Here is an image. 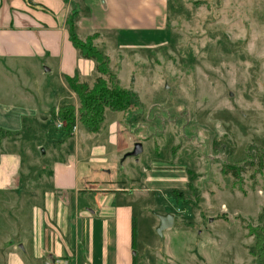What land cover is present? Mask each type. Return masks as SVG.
<instances>
[{"label": "crops", "instance_id": "crops-1", "mask_svg": "<svg viewBox=\"0 0 264 264\" xmlns=\"http://www.w3.org/2000/svg\"><path fill=\"white\" fill-rule=\"evenodd\" d=\"M168 4L0 0V264H168L161 256L155 263L139 257L138 214L144 216L164 191L174 197L177 190L184 197L177 203L185 201L190 170L143 168L141 176L132 169L119 177L113 163L138 143L121 138L120 121L115 130L102 128L105 112L99 131L77 127L65 139L54 118L63 105L79 106L66 76L92 85L98 75L96 62L82 57L70 40L67 19L73 9L78 36L97 33L96 45L110 57L111 42L124 47L154 39ZM177 159L170 162L178 164ZM171 204L158 213L175 214L173 226L163 231L168 237L184 216Z\"/></svg>", "mask_w": 264, "mask_h": 264}, {"label": "rangeland", "instance_id": "rangeland-1", "mask_svg": "<svg viewBox=\"0 0 264 264\" xmlns=\"http://www.w3.org/2000/svg\"><path fill=\"white\" fill-rule=\"evenodd\" d=\"M112 46L110 74L97 77L138 101L126 115L107 108L102 128L115 130L120 121L121 138L140 142L143 151L109 162L119 177L183 165L191 174L185 201L164 191L138 214L139 257L257 264L246 224L264 228V0H169L154 39ZM227 166H238V177ZM171 203L184 216L170 237L159 235L157 214Z\"/></svg>", "mask_w": 264, "mask_h": 264}, {"label": "trees", "instance_id": "trees-1", "mask_svg": "<svg viewBox=\"0 0 264 264\" xmlns=\"http://www.w3.org/2000/svg\"><path fill=\"white\" fill-rule=\"evenodd\" d=\"M77 10L73 9L67 19V28L70 40L78 49L80 55L96 62V69L101 75L110 74L108 68L109 56L103 50L98 48L94 41L99 36L97 33L81 39L76 31ZM66 81L73 92L79 98V106L66 104L54 112L55 120L64 122L61 128L64 138L72 137L75 133L74 127L80 122L91 132L99 131L102 123L105 121V112L109 108L112 111H127L137 102L136 94L132 91L122 88L119 84L110 86L108 81L102 76L97 77L93 86L86 82H81L77 75L66 76ZM238 177L241 169L238 166H227ZM225 169V168H224ZM175 197L184 198L181 192L173 190ZM250 235L256 239L255 256L259 259L257 264H264V228L246 224Z\"/></svg>", "mask_w": 264, "mask_h": 264}, {"label": "water", "instance_id": "water-1", "mask_svg": "<svg viewBox=\"0 0 264 264\" xmlns=\"http://www.w3.org/2000/svg\"><path fill=\"white\" fill-rule=\"evenodd\" d=\"M143 147L140 142L136 143L134 149L126 154L127 156H138L142 153ZM160 223L157 227V232L159 235H163V231L171 228L174 224L175 214L172 212H167L164 214H157Z\"/></svg>", "mask_w": 264, "mask_h": 264}, {"label": "built area", "instance_id": "built-area-1", "mask_svg": "<svg viewBox=\"0 0 264 264\" xmlns=\"http://www.w3.org/2000/svg\"><path fill=\"white\" fill-rule=\"evenodd\" d=\"M63 125H64V124H63L62 121H59V122L57 123V127H58V128H61ZM76 129H77V126L74 127V130H75V131H76Z\"/></svg>", "mask_w": 264, "mask_h": 264}]
</instances>
